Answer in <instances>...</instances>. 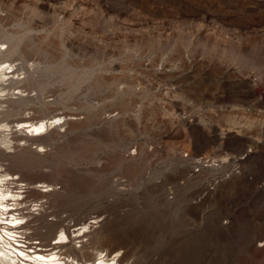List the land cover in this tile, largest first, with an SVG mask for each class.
<instances>
[{
    "label": "rangeland",
    "instance_id": "obj_1",
    "mask_svg": "<svg viewBox=\"0 0 264 264\" xmlns=\"http://www.w3.org/2000/svg\"><path fill=\"white\" fill-rule=\"evenodd\" d=\"M51 31L82 38L67 59L77 72L87 67L107 80L117 78V96L129 85L137 91L130 94L135 107L124 146L97 145L89 152L85 144L111 141L94 127L67 141L60 133L58 142L36 148L48 163L62 164L69 177L80 173L68 187L58 177L49 186L66 191L70 198L58 207L61 223L72 230L75 223L99 216L100 223L111 226L109 236L90 241L87 248L94 252L102 246L110 252L116 246L122 264H185L190 259L195 264H243L244 260L264 264V0H0V35ZM122 36L133 48L118 40ZM57 56L34 58L39 66H53ZM195 63L207 70L199 88L216 90L215 98L204 92L199 99L187 90L195 80ZM169 70H180L182 75L168 77ZM80 88L67 102L83 116L78 102L87 97L99 105L105 90L83 96ZM142 90L148 95L140 96ZM111 109L102 116L119 113ZM215 132H219L217 140ZM227 136H233L235 143H228ZM35 147L29 142L15 151L32 153ZM248 149L251 153L237 178L246 175V186L230 190L227 181L232 177L228 186L224 184L228 189L219 184L202 198V176L188 180L195 164L184 159L186 154L220 159ZM144 153L147 163L135 175L111 163L115 155ZM89 176L95 180L91 182ZM99 179H106L107 190H100ZM182 188H186L182 205L175 210L173 201ZM236 214L241 222L230 219ZM238 224L245 235L261 227V237L248 251L243 250L240 235L217 232Z\"/></svg>",
    "mask_w": 264,
    "mask_h": 264
},
{
    "label": "bare ground",
    "instance_id": "obj_2",
    "mask_svg": "<svg viewBox=\"0 0 264 264\" xmlns=\"http://www.w3.org/2000/svg\"><path fill=\"white\" fill-rule=\"evenodd\" d=\"M81 39L78 36L52 31L28 36L20 33H2L0 35V264H122L121 250L116 249V246H112L110 252H105L102 246L94 252L89 251L87 248L90 241H101L109 236L111 226L107 222L101 221L100 223L101 218L99 216L91 215L84 221L75 223L72 230L71 225L61 223V217L57 216L60 212L57 213L58 207L70 198L67 197L66 191L64 192L55 187L51 189L49 186L55 185V179L62 178L68 187L80 173L75 172V177L71 175L69 177V173L64 171L62 164L48 163L40 156V151L36 149L37 147L44 149L47 145L58 142L61 135L66 140L94 127L98 128L104 134L103 136L110 138L111 141L97 144L92 141L88 145L85 144L89 152H94L97 145L111 149L124 146L127 136L131 134L128 129L130 127L127 124L133 121L131 112L134 111L135 106L132 105L133 101L130 94L137 91L135 92L133 85H129L117 96L119 91L117 78L107 80L103 77V73L94 72L87 67L85 71L78 69L80 72L76 70L78 67L72 68L74 66L71 67L67 59L72 49H74L76 41H81ZM126 39V36H122L118 40L124 44L127 42ZM124 46L133 48L127 43ZM57 54L60 56H57L58 60L53 63L54 67L49 63L39 66L38 61L34 58L40 56V58L48 59ZM54 58L56 59V57ZM30 59L33 60L29 62ZM176 66L177 64L172 68L175 69ZM195 66L196 72L193 75L195 80L193 83L187 84V90L199 99H203L204 92H208L211 99L215 98L214 96L217 95L216 90L210 91L207 88L208 86L203 89L199 88L200 83L202 86V77L207 70L201 64L195 63ZM166 75L168 77H180L182 74L180 70H169ZM50 87L52 88L50 89ZM80 87H83L84 91H81L83 96L99 95L105 90L99 105H94L90 99H86L87 97H85V100L78 102L79 109H82L85 113L83 116H79L73 111V107H69L67 102L68 99L72 98L74 90ZM80 90L81 88L79 93ZM31 91L34 92L31 93ZM139 95L145 97L148 93L142 90ZM27 105L29 106L26 107ZM112 107L119 110L117 115L102 116L105 111L110 110ZM239 107L236 106L235 108ZM134 114L136 113L134 112ZM229 121L234 122L232 119H229ZM222 133L226 132L222 131ZM215 138V140L219 138V132H215ZM227 138L229 139L228 143H235L233 136H227ZM29 142L36 145V150L33 148L32 153H28L26 150L15 151ZM250 153L251 149H248L238 156L222 157L220 159L210 154H201L194 157L186 154L184 159L191 158L195 164L188 180L197 181L202 176L205 180L203 192L200 195L202 198L215 192L219 184L226 185V181L232 177V180L227 181L231 183L229 189L230 187L240 186L239 184L245 185L246 175L242 176L244 179L237 178L242 173L244 167L242 164ZM144 155L145 153L139 155V157H132L133 155L124 157L119 154L111 157V163L118 170L135 175L147 163V158ZM4 161L7 162L4 163ZM3 165L6 166L3 167ZM44 167H50L51 169L43 171L42 168ZM89 177L91 182L95 180L93 177ZM72 178L75 179L72 181ZM102 179L104 178L102 177ZM102 179H99V188L101 191H105L107 190L106 179ZM226 188L224 186V189ZM185 189L182 188L177 191V197L175 195L170 197H176L173 201L175 210H178L182 205L181 198L185 195ZM153 190L151 189V191ZM48 216H51V218L48 219ZM240 218L236 214L230 219L241 222ZM97 224L99 229L94 231ZM239 225L241 224L231 226L229 228L231 230L225 226L226 229L219 228L217 232L222 235L225 233L240 235L243 250L248 251L252 248L253 242L261 237V232H259L261 227L259 228L260 225L257 228L254 227L256 230L251 235H245ZM221 227H223L222 224ZM76 243L77 245H75ZM258 245L261 246V244ZM21 252L24 253L23 256L19 255ZM244 261L243 264L246 263ZM195 263L191 259L185 262V264ZM231 264H235L234 261Z\"/></svg>",
    "mask_w": 264,
    "mask_h": 264
},
{
    "label": "snow or ice",
    "instance_id": "obj_3",
    "mask_svg": "<svg viewBox=\"0 0 264 264\" xmlns=\"http://www.w3.org/2000/svg\"><path fill=\"white\" fill-rule=\"evenodd\" d=\"M19 255L23 256V255H24V253H23V252H21V253H19ZM41 258H42V257H41Z\"/></svg>",
    "mask_w": 264,
    "mask_h": 264
}]
</instances>
